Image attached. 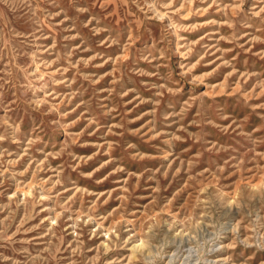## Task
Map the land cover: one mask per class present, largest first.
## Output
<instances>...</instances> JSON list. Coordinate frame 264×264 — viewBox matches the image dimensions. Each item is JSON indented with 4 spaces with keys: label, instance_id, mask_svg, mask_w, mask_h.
Returning <instances> with one entry per match:
<instances>
[{
    "label": "rangeland",
    "instance_id": "rangeland-1",
    "mask_svg": "<svg viewBox=\"0 0 264 264\" xmlns=\"http://www.w3.org/2000/svg\"><path fill=\"white\" fill-rule=\"evenodd\" d=\"M0 264H264V0H0Z\"/></svg>",
    "mask_w": 264,
    "mask_h": 264
},
{
    "label": "bare ground",
    "instance_id": "bare-ground-1",
    "mask_svg": "<svg viewBox=\"0 0 264 264\" xmlns=\"http://www.w3.org/2000/svg\"><path fill=\"white\" fill-rule=\"evenodd\" d=\"M221 259V258H220Z\"/></svg>",
    "mask_w": 264,
    "mask_h": 264
}]
</instances>
